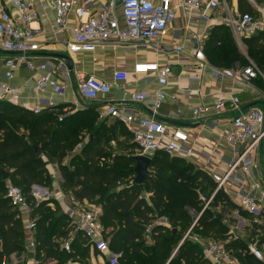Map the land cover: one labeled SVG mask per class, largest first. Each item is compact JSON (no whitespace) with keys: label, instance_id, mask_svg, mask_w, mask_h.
<instances>
[{"label":"built area","instance_id":"built-area-1","mask_svg":"<svg viewBox=\"0 0 264 264\" xmlns=\"http://www.w3.org/2000/svg\"><path fill=\"white\" fill-rule=\"evenodd\" d=\"M247 1L256 11V15L241 12L239 3L235 8L231 7L229 0H121L120 8L124 21L122 28L115 0L101 4L95 9H93V0H46L55 12L56 24L60 31L68 28L71 14H74L77 20L72 28L71 40L67 45V50L72 56L89 51L94 52L97 48L109 44L121 45L130 41L135 43L136 48L156 45V50L161 55L160 60L138 62L134 66V73L146 78H154L157 86L151 94L141 91L131 96V100L146 107L151 112L150 115H145L134 108L106 101L107 96L112 93V84L96 76L78 74L76 83V91L83 98L101 102L98 109V120L100 122L118 121L129 128L133 143L137 146L138 155L149 159H153L160 151L170 156L188 157L190 155V150L186 148V144L190 141L189 135L182 129L168 128L158 119V113L168 99L167 88L170 85L172 74L170 62L163 63L162 61L167 60V57L172 54L181 59L186 57L194 65L190 68L192 81L199 83L204 69L208 66L206 41L209 38L210 27H212L210 24L213 22H215L213 26L228 27L238 47L244 52L243 41L245 39L264 33V7H261L256 0ZM9 6L12 11L9 10ZM179 12L189 19L186 29L191 30V33L186 43L164 46L161 40L169 34L170 27L177 20ZM193 12L198 13L200 20L206 22L208 26L192 30L193 19L190 15ZM216 13H222L220 18L214 17ZM37 19L38 15L28 0H7L5 2L0 0V50L17 55L16 59L5 60L4 77L6 81H0V99L23 104L21 88L10 86L8 82L15 77V73L22 66H25L30 71L39 74L35 80V91L39 96V104L32 110L35 114H40L59 107L58 100L64 98L70 91L72 81L64 61L56 65L38 62L36 54L41 50L39 40L43 32L40 28L32 27ZM214 74L236 82L240 89L250 86L259 77L264 78L261 70L253 61H249L246 66L238 65L232 69L215 68ZM113 77L116 85L125 91L129 82V74L124 70H118L113 73ZM227 102L235 116L222 132L224 138L222 144L229 149L231 159L224 175L214 174L212 176L217 186L215 194L221 190L226 192L227 183H235L240 187L235 201L239 211L250 216L255 224L262 225L264 223V191L259 195L249 193L245 191L244 184L250 181L254 187L258 186L255 180L257 169L255 154L260 151L264 154V110L258 106L243 109L240 99L233 95L229 99L218 97L212 106H196L192 110V115L196 121L209 119L214 114L224 112ZM64 112L61 121L72 114L69 109H64ZM168 134L170 138L164 145L163 141ZM215 146L218 147L220 144L217 143ZM34 188L36 193L34 197L38 198L40 188L38 186ZM7 198L14 209L27 217L24 221L25 246L28 251L36 254L37 225L31 217V205L25 193L20 187L9 185L7 186ZM102 214L101 208L88 205L79 211H73L72 216L77 218L75 235L82 233L91 250L96 251L105 264H123L124 252L112 250L110 240L105 237L101 221ZM196 223L197 221L184 235L180 246L187 240L200 245L210 264H240L234 251L228 248V244L238 237H230L225 241L201 238L193 234ZM153 227L147 228L149 235H152ZM73 241V236L62 241L60 243L62 250L71 253ZM177 251L178 248L174 254ZM247 251L257 260L264 262V253L259 247V241L249 243ZM36 259L30 264H40ZM2 264L12 263L4 259Z\"/></svg>","mask_w":264,"mask_h":264},{"label":"trees","instance_id":"trees-1","mask_svg":"<svg viewBox=\"0 0 264 264\" xmlns=\"http://www.w3.org/2000/svg\"><path fill=\"white\" fill-rule=\"evenodd\" d=\"M238 3L241 12L257 14L247 0H238ZM243 43L247 56L252 60L259 61L260 70L264 73V33L245 39ZM206 52L210 61L216 65L236 57L245 61L243 66L249 63L226 26H217L212 29ZM91 118H94L92 123L99 122L95 107H86L84 110L77 111L57 122L55 115L50 111L35 114L33 110L7 101H0V264L5 258L9 259L12 255L27 250L24 220L21 213L11 206L7 198V190L3 191L6 188L3 172L8 173L9 180H12L17 187L23 190L29 203L32 200L33 215L40 219L39 222H36L37 251L39 254L45 255L44 262L57 261L56 264H62L75 252L76 240L72 243L71 253L60 249L61 244H57L51 236L58 232V224L61 222L59 221L57 225L53 222L51 229H48L51 223H47L46 216L43 214L44 203H36L30 192L33 185H43L48 178L47 166L41 160L42 155L45 152L48 153V161L53 163V155L56 154V151L68 152L73 147L71 146L73 145L72 140L65 134L63 135L64 127H69L70 131L75 134L78 129L85 126L84 124H89ZM103 123L101 122V124ZM112 124L114 131L123 130L126 132L123 136L130 137L131 140V144L124 147L122 152L114 153L113 161L115 164L129 166L130 169L122 170L112 166L100 168L99 159L106 154L100 149L97 137H94L83 149L82 154L73 160L77 163V171L62 168L64 175L62 190L68 193L70 189L68 187H72L73 197L79 202L94 201L97 197H103L99 205L103 212L101 221L104 233L105 230L107 231L105 237L110 239L112 250L124 252L123 264H168L173 257L172 251L177 247L178 251L170 264H210L200 245L187 240L180 246L184 236L179 232V228L190 222V216L176 202L172 204L171 208H168L170 214L167 218L172 227L155 225L152 229L155 246L151 253L150 250H147L143 241L145 224L154 220L152 218L154 208H163L164 210L166 208L155 194H152L150 198L153 205H148L143 197V191L149 192L158 187L165 189L175 183V177L169 179L162 176L166 161L185 162L186 160L160 151L152 159L151 174L145 178L142 185L136 184L132 180L136 178L134 158L138 155L137 146L133 143L132 134L125 125L118 121H113ZM56 138L60 140L61 147L54 145L53 141ZM38 144H43V148ZM38 151L42 152L40 157ZM169 171L174 170L169 168ZM196 172L199 179L210 180L215 184L205 171L196 168ZM178 192L180 195L185 193L182 190ZM222 196L227 197L221 190L214 197L213 203ZM191 205L195 206L196 203L191 202ZM209 207L202 212L203 215L193 228V234L207 239L211 238V235L225 231L220 234V240H227L231 236L225 235L228 226L223 222L224 218L221 215L209 214ZM239 212L244 217H250L243 211ZM49 213L51 216L55 215L54 211L50 210ZM174 230H177V233H174ZM78 236L83 239L86 245L83 248L84 252L91 256V252L94 251L91 250L88 241L82 233H79ZM61 238L69 239V232L63 231ZM228 248L234 251L240 264H264L248 253V243L240 238L231 241ZM94 255L99 257L96 251Z\"/></svg>","mask_w":264,"mask_h":264},{"label":"crops","instance_id":"crops-1","mask_svg":"<svg viewBox=\"0 0 264 264\" xmlns=\"http://www.w3.org/2000/svg\"><path fill=\"white\" fill-rule=\"evenodd\" d=\"M2 1L5 2L7 0ZM108 1L110 0H93V9L98 8L101 4ZM115 2L118 4L117 15L121 27L123 28L124 21L120 8L121 0H115ZM28 3L38 15V19L32 24V27L40 28L43 32V36L39 40L41 50L36 54L38 62H46L50 65H56L58 62L62 61L56 57V55H67L71 57L74 63V71H69L72 88L69 89L70 91L64 98L58 100L59 107L56 108L57 111L69 109L73 112H77L84 110L86 107H95L98 113L101 102L87 100L76 91L77 75L84 74L96 76L97 78L112 84V93L107 96L106 101L134 108L138 111H142L145 115L151 114L146 107L133 102L131 96L141 91L151 94L157 86L154 78H146L134 73V66L138 62H155L160 60L161 55L156 50V45L153 46V44H151L146 48H136L135 43L130 41L121 45L109 44L97 48L94 52L89 51L87 53L72 56L67 50V45L72 37V28L77 23L74 14L70 15L68 28L60 31L56 24L55 12L46 0H28ZM230 6L233 8L238 6V0H230ZM9 10L12 11L10 6ZM220 15H222V13H216L214 14V17L216 16L217 18H220ZM190 16L193 19V23H191L192 30L208 26L206 22L200 20V15L198 13L193 12ZM188 22L189 19L179 12L177 20L170 27L169 34L161 40V44L164 46H175L186 43L187 37L191 33V30L186 29ZM214 24L215 22L210 24L212 27H210L209 38L212 29L220 26H213ZM208 40L206 41V47ZM241 52L249 61L250 58L247 56L246 49L244 52L241 50ZM16 57V54L0 50V81H6L4 77L5 60L9 58L16 59ZM207 60L208 66L204 69L202 79L199 83L192 81V71H190V68L194 65L193 62L186 57L181 59L179 57L177 58L175 54H172L167 57V60L162 61L163 63L170 62L172 74L170 76V85L167 88L168 99L162 105V108L158 113V119L168 126V128H179L189 135L190 141L186 144V148L190 150V155L188 157H176L183 158L184 160L193 163L198 169L205 171L212 178L214 174L224 175L228 170L231 153L229 149L222 144L224 143L222 132L232 121L235 114L230 110L229 102H227L226 110L224 112L214 114L209 119L196 121L192 115L193 108L199 105L212 106L218 97L229 99L233 95H236L240 99L243 109H248L249 106L255 104V106L264 110V78L259 77L257 80H254L250 86L240 89L236 82H233L230 79L220 78L214 74L215 68L222 70L232 69L233 67L213 64L208 55ZM118 70H124L129 74V82L125 91H122L114 81L113 73ZM261 73L264 75L262 71ZM38 75L37 72L30 71L27 67L22 66L15 73V77L8 83L10 86L21 88V100L24 105L12 102L9 103L30 110L35 108L39 104V96L35 91V80ZM62 77L63 75L61 78ZM259 91L261 93H259ZM0 101L5 100L0 99ZM132 127L136 128V126ZM127 129L130 132V129ZM169 138L170 134L164 139V145H166ZM217 143H219L220 146L216 147L215 144ZM255 161L257 163L255 180L258 186L254 187L250 181H247L244 186L246 187L245 191L259 195L264 191L263 152L260 151L255 154ZM239 176H242V174H239ZM243 177L245 178V176ZM226 189V193L230 195L235 202L240 187L233 182H229L226 184ZM80 203L83 204L84 201ZM234 218L236 217L234 216ZM242 220L244 219L242 218ZM258 231L261 232L260 229ZM253 241L255 240L252 239L251 242ZM251 242H248V244ZM259 247L260 249L262 247L261 250H263L264 253V244L261 246L259 242ZM28 252L31 251L29 250ZM31 253L34 254V252ZM19 254H14L9 259H5L11 263V261L15 260ZM34 255L33 259H30L31 261L29 260L27 264L35 261L36 254ZM12 264L20 263L15 260Z\"/></svg>","mask_w":264,"mask_h":264},{"label":"rangeland","instance_id":"rangeland-1","mask_svg":"<svg viewBox=\"0 0 264 264\" xmlns=\"http://www.w3.org/2000/svg\"><path fill=\"white\" fill-rule=\"evenodd\" d=\"M256 1L261 7H264V0ZM249 61H253L259 69L261 68L259 61L252 60L251 58L249 59ZM244 62L245 61H242L240 58L236 57L233 60L220 63V65L225 64L229 67L236 68L238 64L243 66ZM55 110L56 109H52L49 111L51 114L55 115L57 122H60V119L62 118L63 114H65V112L64 110ZM74 113L75 112L72 111V115ZM90 120L91 121L89 122V124H84L85 126L78 129L75 134L70 131L71 129L69 127H64L63 135L65 134L67 138H70L72 140L71 142L73 145L71 146L73 147L68 152L56 151V154L53 155V163H50L48 161V153L45 152L42 155L41 160L47 166L48 178L46 183H44L43 185H33L30 192V195L35 199L36 203H44L43 214L44 216H46L47 223H51L48 229H51L53 222H55L56 225L59 221L61 222V224H58V232L53 233V235L51 236L52 238H54V241H56L57 244H60L63 240H66L64 238H61V234L63 231L69 232V236H73L74 240H76V247L74 250L75 252L62 264H105L104 260L101 257L98 258L94 255V252H91V256H88L87 253L84 252L83 248H85L86 245L84 244L83 239L78 236V234L75 235L77 218L74 215L72 216L73 211H79L86 205L102 209L99 203L100 201H102L103 197H97L94 199V201L87 200V203L81 204L73 197L72 187H68L70 188L69 192L65 193L62 190V184H64V175L62 168L65 167L68 170L77 171V163L73 160L82 154L83 149L88 145L92 138L97 137L98 142L100 143V149L104 152V154H106L99 159L100 168H107L109 166H112L116 169H130L129 166L115 164L113 161L114 153L119 154L120 152H122L124 147L128 146V144H131L130 137L123 136L124 134H126V132H124L123 130L114 131V125L112 124L113 121H108L101 124L100 121H95L94 123H92L94 118H91ZM53 143L56 147L62 146L60 140L57 138L55 139V141H53ZM38 146L43 148V144H38ZM169 168H172L174 171H169ZM196 168L197 166L189 161H166L165 171L162 173V176L169 179L175 177L176 182L166 187L165 189H161V187H158L157 189H152L149 192L143 191V197L146 199L148 205H153V202L150 198L152 194H155L157 195L159 200L163 202V205L166 208L165 210L163 208H154V214L152 217L154 218V220L145 224L143 230V241L146 245L147 250H150L151 253L152 248H154L155 246L152 235H149L147 233V228L149 226L155 225H162L166 226L167 228H171L172 226L168 222L167 218L170 214L168 208H171L174 202L180 204L182 210L190 216V222H187L185 225L179 228V232L183 233V236L184 234H186V232H188V228L198 220L207 206H210L209 214L221 215L222 218H224L223 222L228 226V230L225 233L227 237H238L247 243L251 242V240L254 239L255 241H259L261 246H263L264 223L262 225H257L254 223L251 217L242 216V214L239 212V209H237L238 207L233 201L232 197H230V195H228L224 191L223 192L227 197L222 196L213 203V199L217 194H215L217 186L210 180H205L202 178L199 179L196 174ZM132 181H135V178ZM9 185L16 186L12 182V180H7L5 186L6 188H4L3 190L4 192L7 190V186ZM35 186H38L40 188L38 192L39 199L34 197L36 194L34 188ZM180 190L184 191L185 193L180 195V193L178 192ZM191 202H195L196 205H191ZM30 205L32 206V200L30 201ZM50 210L54 211V216L50 215ZM236 215H238L239 218ZM234 216L237 218H234ZM22 217L23 220L26 221L27 217L23 215ZM31 217L33 218V220H35V222L40 221L39 217H35L33 215V206L31 207ZM242 218H245V220H242ZM259 229L261 232L258 231ZM224 232L225 231H222L221 233L211 235L210 237L218 241H222L220 240V234ZM105 233L107 234L106 230ZM177 248L172 251V256L174 255V252ZM55 250L57 251V249ZM33 256L35 255L26 250L24 253H20L15 260L20 264H27L30 259H33ZM36 256L38 257V260H40L41 264H56L57 262L52 261L51 263H45V255L43 253L39 254L38 251L36 252ZM15 260L11 261V263H13Z\"/></svg>","mask_w":264,"mask_h":264},{"label":"water","instance_id":"water-1","mask_svg":"<svg viewBox=\"0 0 264 264\" xmlns=\"http://www.w3.org/2000/svg\"><path fill=\"white\" fill-rule=\"evenodd\" d=\"M121 3H120V5H121ZM116 6L118 7L117 3H116ZM56 57H58L59 59L64 61V63L66 64V66H67V68L69 69L70 72L74 71V63H73V60L71 59V57H69L67 55H56ZM253 106H255V104H252L248 108L253 107ZM41 155H42V152L38 151V156L40 157ZM134 159L136 161V167H135L136 178H135L134 182L136 184L142 185L144 180H145V178L151 174L150 166H151V163H152V159H149V158H146V157H143V156H139V155H137ZM3 180L4 181L9 180V174L8 173L3 172ZM202 215L203 214H201V216ZM201 216L198 218V220L201 218ZM174 233H177V230H174ZM176 253L171 258V260L168 262V264H170L172 259L175 257Z\"/></svg>","mask_w":264,"mask_h":264}]
</instances>
